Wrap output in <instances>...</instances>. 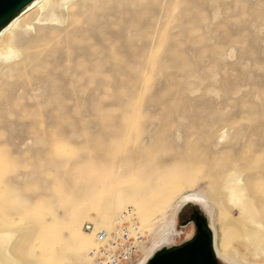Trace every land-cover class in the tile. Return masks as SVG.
<instances>
[{
  "label": "rangeland",
  "instance_id": "obj_1",
  "mask_svg": "<svg viewBox=\"0 0 264 264\" xmlns=\"http://www.w3.org/2000/svg\"><path fill=\"white\" fill-rule=\"evenodd\" d=\"M57 18L0 67V249L83 264L84 225L126 212L146 239L136 264L169 228L190 239L197 212L219 264H264V0H74ZM234 175L243 208L225 199Z\"/></svg>",
  "mask_w": 264,
  "mask_h": 264
},
{
  "label": "bare ground",
  "instance_id": "obj_2",
  "mask_svg": "<svg viewBox=\"0 0 264 264\" xmlns=\"http://www.w3.org/2000/svg\"><path fill=\"white\" fill-rule=\"evenodd\" d=\"M73 1L74 0H31L25 6H23L15 15H13L3 26L0 27V67L7 65L12 60L18 57L20 51L17 47L18 45L21 44L23 36H25L28 33H34L35 29H39L45 24L59 22L57 16L61 14H67L68 7ZM33 8H34L33 14L31 15L26 14L28 11H30ZM224 182L225 183L223 186V190L225 191L224 193H225L226 201L227 200L230 201L233 206L237 203L243 208V204L245 203L243 196L244 188L239 183V178L234 175L232 178L228 180L226 178ZM189 200L192 199H186L184 201H181V205H180L181 208L185 206ZM195 201H198L204 206H207L204 200H202L201 198ZM246 205L251 207V204L249 202L246 203ZM195 214L199 215L197 212H195ZM193 216L191 217V220ZM200 218L209 231L211 238V247L213 249V252L215 256L219 258L220 254L217 248L215 247V235H214V228L212 226V223L211 222L209 223V218L206 215H202L200 216ZM115 220L116 219H114L110 227H95V226L94 227L111 229L115 223ZM191 220L189 219L188 223L191 222ZM77 227L78 226L74 224V228L71 227L69 229V236L70 234H72L73 230L75 231V229H77ZM243 227L244 225H242L241 227L242 230ZM53 229L54 228L52 225V220L46 221L45 218L44 219L42 218L37 229L29 230V232L34 233L35 236L33 239L37 241L36 246H38L36 248H38L41 251L42 255L44 254V250L46 248L42 246H44L45 243H48L47 241L49 240V238H51ZM89 234L92 235L93 242L95 244L94 235L92 233ZM174 234L175 231H172L169 228L167 234L161 236L153 244H151L150 247L146 250V252L143 253L142 257L137 261L136 264H145L148 261V259L151 258L158 250H161L167 247L168 245L174 244L173 243ZM11 235H12L11 231L2 232L0 235V239L3 241L0 242L4 243L5 242L4 240L11 237ZM244 236L246 235L244 234ZM250 251H252L253 256L262 255L264 258V251L260 247L258 246L253 247ZM88 262L89 261L86 254V258L83 264H88ZM50 263H43V264H50ZM0 264H17V262L13 260L11 256L8 254L5 247L0 249Z\"/></svg>",
  "mask_w": 264,
  "mask_h": 264
},
{
  "label": "built area",
  "instance_id": "obj_3",
  "mask_svg": "<svg viewBox=\"0 0 264 264\" xmlns=\"http://www.w3.org/2000/svg\"><path fill=\"white\" fill-rule=\"evenodd\" d=\"M92 233L95 245L88 251V264H131L143 251L145 235L131 213L117 217L111 229L84 225Z\"/></svg>",
  "mask_w": 264,
  "mask_h": 264
},
{
  "label": "water",
  "instance_id": "obj_4",
  "mask_svg": "<svg viewBox=\"0 0 264 264\" xmlns=\"http://www.w3.org/2000/svg\"><path fill=\"white\" fill-rule=\"evenodd\" d=\"M30 1L0 0V27ZM191 222L195 232L190 239L158 250L145 264H219L211 247L209 231L200 215L195 214Z\"/></svg>",
  "mask_w": 264,
  "mask_h": 264
},
{
  "label": "flooded vegetation",
  "instance_id": "obj_5",
  "mask_svg": "<svg viewBox=\"0 0 264 264\" xmlns=\"http://www.w3.org/2000/svg\"><path fill=\"white\" fill-rule=\"evenodd\" d=\"M195 214V212L191 215V217Z\"/></svg>",
  "mask_w": 264,
  "mask_h": 264
}]
</instances>
